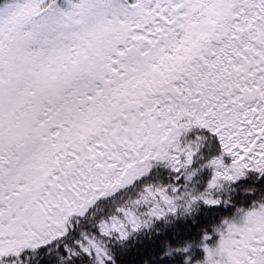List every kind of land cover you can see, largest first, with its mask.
I'll return each mask as SVG.
<instances>
[{"label": "snow or ice", "instance_id": "6c2138e0", "mask_svg": "<svg viewBox=\"0 0 264 264\" xmlns=\"http://www.w3.org/2000/svg\"><path fill=\"white\" fill-rule=\"evenodd\" d=\"M0 264H264V0H0Z\"/></svg>", "mask_w": 264, "mask_h": 264}]
</instances>
